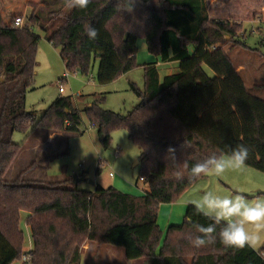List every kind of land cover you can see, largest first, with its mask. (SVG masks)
<instances>
[{
    "label": "trees",
    "instance_id": "1",
    "mask_svg": "<svg viewBox=\"0 0 264 264\" xmlns=\"http://www.w3.org/2000/svg\"><path fill=\"white\" fill-rule=\"evenodd\" d=\"M44 1L0 0V264L20 262L26 255L23 213L33 240L30 264H80L87 242L120 249L135 264H264L251 248H226L219 239L193 247L188 239L198 234L193 225L212 223L193 206L184 223L170 227L165 237L157 224L160 207L178 202L204 177L190 181L185 163L190 169L213 152L228 153L244 144L250 149L246 166L264 174V101L249 93L224 46L229 37L228 44L244 47L242 27L230 22H264V0H234V14L226 20H211L206 0H135L131 14L117 11V0H91L86 9L62 14L53 30L41 28L59 49L67 73L87 76L98 60L101 86L139 67V41L161 62L179 63L180 72L162 80L155 65L144 66V90L131 86L138 104L127 115L102 109L101 100L81 109L72 97H59L41 115L27 111L40 18L32 13L22 28L15 22ZM85 24L98 30L96 40L87 38ZM83 116L105 138V149L112 131L127 132L141 150L139 179L146 180L147 192L135 197L98 185L90 192L73 180L42 184L25 180V174L5 180L34 131L83 135ZM16 132L26 135L22 144L12 142ZM185 142L190 147H183ZM169 147L175 149L174 159ZM177 170L184 172L183 180H176Z\"/></svg>",
    "mask_w": 264,
    "mask_h": 264
},
{
    "label": "rangeland",
    "instance_id": "2",
    "mask_svg": "<svg viewBox=\"0 0 264 264\" xmlns=\"http://www.w3.org/2000/svg\"><path fill=\"white\" fill-rule=\"evenodd\" d=\"M206 5L207 14L211 20H226L234 14V0H206ZM69 11L71 10L64 7L63 0H45L38 4L36 9L27 10L24 24L32 13L40 18V26L34 28L35 33L40 37V42L33 88L27 92L25 98L27 111L41 115L59 97H72L75 102H81L82 108L90 106L96 100H101L102 109L127 115L138 104V99L131 86L134 85L139 90H144L143 65L148 63L151 58L156 57L148 52L144 42L139 41V50L136 56L139 67L121 76L115 82L104 86L97 83L98 60H93L87 76L70 73V76L66 78V69L59 56L60 51L48 43L46 34L41 28L52 27L50 29L53 30L55 25L61 23V15L67 14ZM256 20L262 22L259 18ZM257 21L234 20L230 24L241 26L243 29L241 41L252 49H258L264 56V23ZM238 39L240 40V37ZM227 41H230L229 37L226 38ZM228 42L224 45L225 47L233 45L232 42V44H228ZM205 71L208 75H213L209 69L205 68ZM161 75H163L162 71ZM256 84L260 85L259 88H264L260 82ZM60 87L64 89V94L59 93ZM80 130L84 132L83 135L67 133L57 137L56 142H45L48 137L47 132L34 131L20 151L22 155L20 158L27 166V170H34L30 166H36L35 161L43 158L46 159L45 164L47 163L49 166L47 170L44 169L43 175L36 176L37 179L44 181L42 184L66 182L73 180L74 176H78L86 179L78 184V188L84 191L92 192L97 185L104 189L113 187L124 194L135 197H140L144 191H147V184L140 182L139 179L140 168L135 166L140 160L141 150L129 140L125 130L117 129L110 133V143L107 149L103 147L98 131L84 116ZM25 138L26 135L16 132L12 136V142L22 144ZM244 168L254 172L257 177L243 175L239 170L230 169L222 176L208 175L197 180L187 191L186 196L195 200L199 199L206 191H213L221 196L233 195L238 188L243 190L249 200L264 196V174L250 167ZM13 169L16 170V168ZM14 170L13 172H15ZM98 170H101L100 173L97 172ZM229 176L230 178H228ZM68 186L70 185L68 184ZM165 224L166 217H164L163 210L159 218V229L164 228ZM20 227L24 234L23 254H27L31 244L26 220L23 216ZM163 236L165 237L166 233ZM88 244L89 242L83 246L80 264H92V261L95 264H103L101 256H98L101 248L98 249L95 245L93 251L86 254L85 250ZM113 256H115L114 258L119 257L118 254H113ZM123 258L122 261H126L125 257ZM14 264H22V261H17Z\"/></svg>",
    "mask_w": 264,
    "mask_h": 264
},
{
    "label": "clouds",
    "instance_id": "3",
    "mask_svg": "<svg viewBox=\"0 0 264 264\" xmlns=\"http://www.w3.org/2000/svg\"><path fill=\"white\" fill-rule=\"evenodd\" d=\"M91 0H63L64 7L68 10L86 9ZM135 0H117V11L133 13ZM84 33L89 40H96L98 30L90 24H85ZM183 147H190L186 142ZM169 156L175 158V149H167ZM250 149L244 144H238L230 152L219 154L213 152L206 159L196 162L187 169L188 179L194 180L201 176H222L227 170H239L246 166ZM176 180L184 179V172L177 170ZM190 203L195 213L203 215L212 221L207 226L194 224L197 235L189 236V243L195 248H203L219 242L226 248L242 250L251 248L264 259V196L249 200L243 190L236 189L235 194L221 196L213 191H206L199 199ZM191 222V217H188ZM219 231L217 232V228Z\"/></svg>",
    "mask_w": 264,
    "mask_h": 264
},
{
    "label": "crops",
    "instance_id": "4",
    "mask_svg": "<svg viewBox=\"0 0 264 264\" xmlns=\"http://www.w3.org/2000/svg\"><path fill=\"white\" fill-rule=\"evenodd\" d=\"M255 21H257V20H255ZM257 22L264 23L263 21L262 22L257 21ZM243 45H244V47H240V46L233 47L232 45L228 46V47L226 46L225 51H226L228 57L230 58V60L232 61L233 65L237 69V72L241 75L242 79L244 80L245 85H246L249 93L252 96L259 98V99L264 101V88H259L260 85L256 84V83L260 82L261 85L264 86V56L261 54V52L258 49H252L249 46H247L245 43H243ZM149 65H155L156 69L158 70V73H159L161 80L166 76L178 74L180 72L179 71L180 65L178 62L163 63L158 58L153 57L148 61V63L143 65V67L149 66ZM161 71L163 72V75H161ZM64 93H65V91H64ZM77 103H78V106L80 107L81 102L79 101ZM80 108L83 109L82 106ZM42 130L43 129H37L36 132L42 131ZM43 131L47 132V135H48V137L45 139V142H56L60 136H62V135L64 136L67 134V133H57V132L55 133V132H51L48 130H43ZM68 134H70V133H68ZM22 153H24V152H22ZM20 157H22L21 153H19L18 156L16 157V159L14 160V163L12 164V166L8 172L9 174H7L8 176L9 175L10 176H9V178H7L8 176L6 175L5 180L7 182H13L20 174L25 173L24 179L27 181L39 182V183L44 182V181L37 179L36 176L37 175H39V176L43 175L42 172L44 171V169L45 168H46V170L48 169L49 165L47 163L45 164L46 159L39 158L38 161H35V163H37L36 166L35 165L30 166V168H32L34 170L28 171L27 166L25 164H23L22 159ZM17 161H19V163H17ZM135 166H138V163L135 164ZM245 167H247V166H245ZM13 168H16V170H14ZM13 170L15 172H13ZM239 171L242 172L243 175L247 174V175L256 176L254 174V172H251L247 168L239 169ZM228 178H230V176ZM147 191H148V189H147ZM147 191H144V193ZM186 193L175 204L162 205L160 207L159 212H158L157 221L159 223V218H160L161 212L164 210V217H166V224H165L164 228L160 227L161 228L160 230L164 235L170 227L181 226L184 223V218H185V214L187 212V209L190 206H192L190 203H188L192 199L190 197L186 196ZM22 216L25 218V220H27V217H28L27 214L23 213ZM26 228H27V231L29 234L30 244H31V247L29 248V250H27V252H30L33 249V240H32V236H31L30 228L28 226ZM93 248H95V245H93L92 243L91 244L89 243L88 247L85 250V253L88 254L89 251H91V250L93 251ZM100 250L101 251H100V254L98 256H101V258L103 260L102 261L103 264H120L122 259H124L123 258L124 254H123L122 250H120V249H114V248L103 246V247H101ZM261 250H264V249H261ZM113 254H118L119 257L114 258L115 256H113ZM117 260H119V261H117ZM117 262H119V263H117ZM121 264H134V262L124 260V261H122Z\"/></svg>",
    "mask_w": 264,
    "mask_h": 264
},
{
    "label": "built area",
    "instance_id": "5",
    "mask_svg": "<svg viewBox=\"0 0 264 264\" xmlns=\"http://www.w3.org/2000/svg\"><path fill=\"white\" fill-rule=\"evenodd\" d=\"M23 26H24V20H22V19L16 20L15 27L22 28ZM69 76H70V74L66 72V78H68ZM91 79L93 80V77L92 76H91ZM59 92L61 94H63L64 93V89L62 87H60ZM140 182L146 183V180L144 178H141L140 179ZM30 262H31V256L28 255V254L24 255L23 258H22V264H30Z\"/></svg>",
    "mask_w": 264,
    "mask_h": 264
},
{
    "label": "water",
    "instance_id": "6",
    "mask_svg": "<svg viewBox=\"0 0 264 264\" xmlns=\"http://www.w3.org/2000/svg\"><path fill=\"white\" fill-rule=\"evenodd\" d=\"M104 139H105V138L102 137V138H101V142H103ZM85 180H86V179H85L84 177L74 176V178H73V183H74L75 185H78V184L84 182ZM91 184L94 185V183H92V182H91ZM92 264H95L94 261H92Z\"/></svg>",
    "mask_w": 264,
    "mask_h": 264
}]
</instances>
